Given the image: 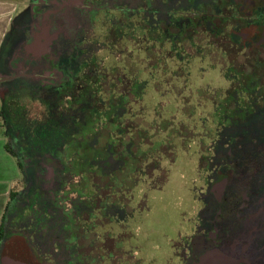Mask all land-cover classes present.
Wrapping results in <instances>:
<instances>
[{
	"label": "flooded vegetation",
	"instance_id": "obj_1",
	"mask_svg": "<svg viewBox=\"0 0 264 264\" xmlns=\"http://www.w3.org/2000/svg\"><path fill=\"white\" fill-rule=\"evenodd\" d=\"M137 35L170 58L192 94L207 93L200 104L207 137L196 139L201 150L191 158L193 214L166 264H197L215 251L233 264H264V0H29L2 49L0 79L14 71L34 93L89 100L96 109L110 95L116 105L113 94L131 89L109 81V38ZM107 129L101 123L88 134L109 140ZM89 150L81 145L78 157H92ZM70 157L60 179L64 201L76 206L68 198ZM47 178L55 179L53 170ZM11 237L16 251L25 245L18 254L25 264H44L25 236ZM81 242L70 264H83Z\"/></svg>",
	"mask_w": 264,
	"mask_h": 264
},
{
	"label": "rangeland",
	"instance_id": "obj_2",
	"mask_svg": "<svg viewBox=\"0 0 264 264\" xmlns=\"http://www.w3.org/2000/svg\"><path fill=\"white\" fill-rule=\"evenodd\" d=\"M106 68L109 81L131 93H114L116 105L109 95L100 109L89 100L34 93L14 71L0 79V221L9 192H26L10 215L7 237L25 236L44 264L75 263L78 236L88 249L83 264H166L171 242L193 214L191 158L201 150L196 139L207 137L200 114L207 93L180 84L170 58L138 35L109 38ZM101 123L109 140L88 134ZM9 138L29 158L24 173L5 149ZM86 144L93 156L80 159ZM69 156L68 198L76 206L64 201L60 179Z\"/></svg>",
	"mask_w": 264,
	"mask_h": 264
},
{
	"label": "trees",
	"instance_id": "obj_3",
	"mask_svg": "<svg viewBox=\"0 0 264 264\" xmlns=\"http://www.w3.org/2000/svg\"><path fill=\"white\" fill-rule=\"evenodd\" d=\"M3 111L0 110V119L2 118ZM5 149L17 160L18 166L22 173L27 170V157L21 153L18 144L13 138H9L5 144ZM26 192H19L18 190H11L9 199L3 211V215L0 222V264H12L11 258L14 253L13 239L17 237H7L8 229L7 224L10 219V215L15 207L25 199ZM21 240H25L22 236ZM21 253V252H20ZM19 254V253H18Z\"/></svg>",
	"mask_w": 264,
	"mask_h": 264
},
{
	"label": "crops",
	"instance_id": "obj_4",
	"mask_svg": "<svg viewBox=\"0 0 264 264\" xmlns=\"http://www.w3.org/2000/svg\"><path fill=\"white\" fill-rule=\"evenodd\" d=\"M28 2L29 0H0V58L2 49L8 40L9 34L11 33L12 25L16 16H18L27 7Z\"/></svg>",
	"mask_w": 264,
	"mask_h": 264
},
{
	"label": "water",
	"instance_id": "obj_5",
	"mask_svg": "<svg viewBox=\"0 0 264 264\" xmlns=\"http://www.w3.org/2000/svg\"><path fill=\"white\" fill-rule=\"evenodd\" d=\"M24 248L25 245L19 244V247L17 251L14 249V253L12 258H11V263L12 264H25L24 261L20 258H18V253L22 251L24 255ZM22 257V255L20 256ZM197 264H233L230 260L226 259L221 253L215 251V252H210L206 253L203 256H201L200 261Z\"/></svg>",
	"mask_w": 264,
	"mask_h": 264
}]
</instances>
